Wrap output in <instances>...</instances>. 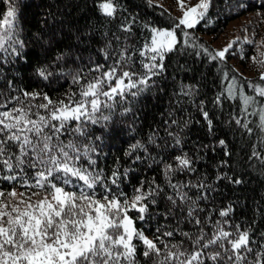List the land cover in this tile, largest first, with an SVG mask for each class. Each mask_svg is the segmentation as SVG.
<instances>
[{"label":"snow or ice","instance_id":"snow-or-ice-1","mask_svg":"<svg viewBox=\"0 0 264 264\" xmlns=\"http://www.w3.org/2000/svg\"><path fill=\"white\" fill-rule=\"evenodd\" d=\"M3 2L0 65L8 66L23 59L26 45L17 22L16 0ZM147 3L162 7L154 5L153 0ZM177 4L182 16L173 17L168 27L147 21L141 25L149 36L139 50L127 46L113 49L111 55L104 53L107 67L90 64L88 73L70 71L71 82L78 86V91L64 98L53 99L46 92L18 88L13 79H5L0 69V182L13 185L8 193L0 190V264H139L137 242L143 248V258L151 256L153 264H264V233L257 242L250 228L233 224L234 209L230 203L219 209L201 207L213 191L203 175L195 182L173 180L178 173L197 171L196 161L182 148L179 155L170 157L171 162L161 159L159 163L169 189L165 193L171 205L169 214L172 209H179L189 230L182 231L181 221H176L170 231L157 227L155 239L135 225L137 221L146 222L145 214L149 205L156 206L163 191L161 186L154 179L150 183L142 180L129 198L120 189L122 175L126 178L128 170L122 174L115 169L106 175L93 159L96 147L88 127L107 124L111 116L104 112L113 109L117 98L126 101L129 96H138L154 77L165 71L168 54L190 47L197 56L223 65V87L212 104L222 109L225 101H239V111L230 115L229 122L243 134L256 137L248 160L264 165V38L256 40L255 30L249 34L245 27L243 37L235 36L219 49L194 43L189 30L198 25L207 27L206 17L213 0H197L191 6L185 0H177ZM225 4L226 12L247 8L245 0H237L235 4L225 0ZM98 7L104 16L111 18L120 10L118 0H102ZM256 15L264 22V13ZM137 23L135 17H129L121 29L130 33ZM245 46L257 53L248 57L261 69L256 80H248L234 68L227 70L229 56L245 59ZM136 56L140 59L134 60ZM64 62V54H58L37 67L36 75L45 81L64 75ZM245 87L251 95L245 92ZM179 92L191 98L195 89L182 85ZM198 110L211 135L213 120L205 110V101L199 102ZM176 123L172 121L173 125ZM155 135L153 132L148 137V144L137 141L131 145L127 155L131 157L137 150L147 153L149 145L155 143ZM168 135L180 147V140L171 132ZM217 143L230 158L228 142L219 139ZM201 148L215 150L214 145ZM140 160L141 156H135V161ZM220 166L227 167L228 162L221 160ZM215 179L243 182L239 178L233 180L223 171ZM17 184L27 191L18 195ZM129 212H135L136 219ZM175 235L182 237L179 243L170 242Z\"/></svg>","mask_w":264,"mask_h":264},{"label":"trees","instance_id":"trees-1","mask_svg":"<svg viewBox=\"0 0 264 264\" xmlns=\"http://www.w3.org/2000/svg\"><path fill=\"white\" fill-rule=\"evenodd\" d=\"M100 2L102 0H16L17 22L26 47L22 53L23 59L8 66L0 65L5 79H13L18 88L29 92H46L53 99L64 98L69 93L78 91V86L71 82V75L68 74L70 71L88 73L90 64H105L107 67L105 52L111 55L113 49L123 46L130 50L141 48L149 36L147 30L141 27L144 22L168 27L173 17L179 18L155 0L153 4L162 7L150 6L147 0H118L120 10L116 16L106 17L99 10ZM236 2L237 0H228L229 4ZM245 3L246 9L226 12L228 5L225 0H213L206 17L207 27L198 25L195 30H189L192 42L216 49L213 40L234 20L243 18L245 20L241 22L236 36L243 37L245 33L242 29L247 27L249 34L255 30V39L258 40L264 29V22L256 14L264 13V7H261L264 0H245ZM4 8L5 4L0 0V12ZM129 17H135L138 21L130 33L121 29V25ZM61 53L65 56L62 64L64 75L53 76L47 81L36 75L37 67L50 62ZM256 54L252 48L245 46V59L229 56L227 70L234 68L248 80H256L259 73L251 77L243 73V70H251V66L259 69L248 59ZM164 64L165 71L154 77L149 82L150 86L138 96H129L126 101L117 98L113 109L104 112L111 116L107 124L101 122L88 127L96 147L93 159L97 161V168L106 175L115 169H119L122 174L128 170L126 178L122 175L120 189L129 198L133 188L138 187L142 180L150 183L154 179L161 186L163 191L157 198L156 206L149 205L148 213L145 214L146 222L137 221L135 225L138 229H143L150 239H155L157 227L161 231H170L176 226V221H181L182 231L189 230V226L182 222L183 216L179 209H172L169 214L171 205L165 198L169 189L159 163L161 159L171 162L170 157L179 155L182 148L183 152L196 161L194 167L197 171L194 174L178 173L173 180L191 179L195 182L197 177L203 175L213 191L208 200L201 203V207L219 209L230 203L234 209L231 214L233 224L250 228L253 238L260 242V236L264 233V165L248 160L256 137L243 134L241 129L229 122L230 115L239 111V101H225L222 109H217L212 104L213 97L223 87V65L210 63L203 55L197 56L190 47L168 54ZM182 85L193 86L195 92L191 98L180 94ZM245 92L252 94L247 87ZM201 100L205 101V110L209 111L213 120L211 135L198 110ZM126 108L130 111L125 112ZM173 120L177 121L175 125L172 124ZM252 126L255 128L254 124ZM153 132L156 134L155 143L149 145L147 153L137 150L131 157L127 155L131 145L137 141L148 144V137ZM169 132L180 140V147H177L173 136L168 135ZM219 139L228 142L227 151L232 153L230 158L224 155V150L218 145ZM201 145H214L215 150L201 148ZM137 155L141 156L140 161H135ZM221 160L227 161L228 166L221 168ZM221 171L233 180L239 178L243 182L235 184L228 180L217 181L215 177ZM12 187L13 185L0 182V190L5 193L10 192ZM15 188L20 193L27 191L18 184ZM97 191H100L99 188ZM129 215L136 219L135 212H129ZM181 240L179 235L170 238L171 243H179ZM142 251V246L137 242L139 264H153V258H143Z\"/></svg>","mask_w":264,"mask_h":264},{"label":"rangeland","instance_id":"rangeland-1","mask_svg":"<svg viewBox=\"0 0 264 264\" xmlns=\"http://www.w3.org/2000/svg\"><path fill=\"white\" fill-rule=\"evenodd\" d=\"M158 3H161L164 5L166 8L170 9L172 12L175 13L176 16L181 17L182 16V11L179 8L177 4V0H155ZM186 5H194L197 3V0H185ZM245 18L239 19V20H234L228 27L225 29L223 33H221L216 39L213 40V45L216 49H219L223 47L230 39L234 38L238 33H239V28L241 25V22L244 21ZM260 38H264V29L263 32L261 33ZM258 39V40H259ZM264 50V49H262ZM245 76H255L256 73H260L261 69L255 68V66H251V70H243ZM17 194L19 195V191L16 190Z\"/></svg>","mask_w":264,"mask_h":264}]
</instances>
